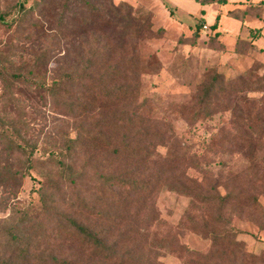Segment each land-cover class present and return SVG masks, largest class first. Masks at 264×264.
<instances>
[{
    "label": "rangeland",
    "instance_id": "1",
    "mask_svg": "<svg viewBox=\"0 0 264 264\" xmlns=\"http://www.w3.org/2000/svg\"><path fill=\"white\" fill-rule=\"evenodd\" d=\"M88 1L131 8L93 16L81 0H0V222L26 210L27 230L45 232V246L95 264L76 244L47 237L55 218L41 210L44 193L56 211L110 226L111 240L133 236L131 248L118 244L129 250L125 264H264V0ZM147 13L149 32L126 33V22L139 26ZM89 19L97 21L87 29ZM90 58L104 62L91 79L82 68ZM120 86L129 90L120 101H102ZM85 97L95 107L82 112ZM121 112L143 120L132 127L142 125L133 145L159 134L164 145L116 153L122 130L110 125L100 135L98 120ZM183 174L199 185L197 198L171 189ZM119 175L160 185L138 204L145 193L121 187ZM210 188L239 194L224 223L209 222L216 234L233 233L239 248L204 235L203 220L216 217L215 205L200 201Z\"/></svg>",
    "mask_w": 264,
    "mask_h": 264
},
{
    "label": "trees",
    "instance_id": "2",
    "mask_svg": "<svg viewBox=\"0 0 264 264\" xmlns=\"http://www.w3.org/2000/svg\"><path fill=\"white\" fill-rule=\"evenodd\" d=\"M82 4L86 6L88 13H91L93 16L99 15V12L103 11H110L114 14L120 16V13L122 11H127L129 8H131L128 4L125 2H122L120 4H113L112 1L109 3V9L108 4L99 3L97 5H94L90 3L88 0H81ZM198 3L205 5V4H225L227 3V0H195ZM204 11H201L203 13ZM128 13V12H127ZM150 14L147 13L145 16H139L137 17L140 21L139 26H133L128 21L123 26L124 30L128 34H136L137 36H141V33L144 31L149 32L151 29L150 24ZM129 20H136L134 17H131L129 14L128 16ZM219 20V16L217 15L215 17L214 23L211 24L212 28H216L217 21ZM97 20L89 19L86 21V28L90 29L91 27H94V23H96ZM201 29V26L197 25L195 34L197 35L198 31ZM252 38H258L259 36V29L258 28H252ZM92 57L94 55V52L91 53ZM103 60L96 59V58H90L87 60V62L82 65L83 71H88V75L90 79L93 77V71L95 68L101 67L103 64ZM92 68V69H91ZM114 69V68H111ZM113 73V72H111ZM116 73V72H115ZM114 74V73H113ZM69 78V76H67ZM63 79H60L56 82H54L50 89L54 92H58L59 90L56 88L57 86L61 85L63 82ZM103 86V85H101ZM129 90L126 88H117L116 90H113V88H110L106 91V94L102 101H107L108 99L112 98L113 102H118L122 99V94L124 93L127 95ZM210 88H207L204 91L203 97L201 98V103H207V100L209 99V95L211 93ZM85 100L81 103L80 110L82 112H87L91 107L90 106L93 103L90 99L87 97L84 98ZM96 107H100L97 106ZM204 114H208L209 110L204 108ZM114 118L108 119L103 118L102 120H98L99 123V131L97 132L100 135L104 136V133L101 132V129L107 128L110 125H113L117 130H122L121 135L119 136L120 142H117V148H115L116 153L130 151L134 152V149L141 150L144 152H147L150 148L155 149L158 145H164L163 138L160 135H154L150 136V140L145 145H137L132 144L134 141V138H138L139 130L142 128L140 125L139 128L135 129V124H138L136 121L139 119L137 114L132 112L129 116H127L126 113L121 112L119 114H114ZM137 117V118H136ZM134 118V119H133ZM136 118V119H135ZM136 120V121H135ZM141 120V121H140ZM138 122H143L142 119H139ZM141 124V123H139ZM138 124V125H139ZM95 129V126L92 127ZM135 129V130H134ZM147 136V134H146ZM118 137V136H116ZM105 143L107 140L105 138L103 139ZM78 142L77 137L75 138H69L68 144L65 146V152L66 153H73V150L75 149V146ZM135 146V147H132ZM22 151L25 150V146H19ZM64 152V153H65ZM68 154V155H69ZM65 155V154H64ZM30 157V154H29ZM31 158V157H30ZM32 159V158H31ZM63 167L66 169H70L69 164H65L64 162H61ZM64 168V169H65ZM119 184H122L121 187H130L133 189L136 193H140L143 191L145 194H141L140 197L137 199L139 202L138 204L144 203L145 199H148L152 196L153 190L160 185V181L158 178L150 179V180H140V179H132L125 176L119 175L116 177ZM169 184V183H168ZM169 185H172L171 189L174 191L180 192V193H186L188 195L194 196L197 198L199 191V185L196 184L195 180L193 178L186 176L183 174V177L181 181H177V183H171ZM206 194L200 193L201 200L206 205H215V219L213 220H203V231L205 232V236H210L211 240L214 243H218V245H223L226 247H236L239 248L241 245V242H239L237 239H235V235L233 233H223V234H216V232L212 231V228L209 226V222H213L214 224H221L224 223V215L223 210L224 209H232L231 203H237L240 198L237 197V195H233L232 193L226 192L225 194H221L218 191H213L212 188L210 190H207ZM102 195L98 196L99 201H104L107 199V196L105 192H101ZM115 196V195H114ZM40 201H41V210L43 214H49L51 213L54 218L55 222L50 227L49 230V236L48 238H52L54 241H57L58 243H64L65 241H69L71 243L76 244L80 249L83 251H86L90 258L96 259L95 264H125L126 261L124 260V256L129 254V250L127 252L120 253V250L118 249V244L120 242L129 241V245L133 244L134 241L133 236L124 237L123 233L121 232L118 237H116L115 240L110 239V233H111V227L107 226L105 227H99L98 225L91 224V223H85L81 220H78L75 216L69 214V213H62L59 211H56L55 208L50 204L48 201L46 195L44 193H41L40 195ZM82 209L86 208L87 210L93 209L95 212L97 211V208L83 202ZM21 214L15 218L12 221H1L0 222V264H86L83 263L81 260L77 258H65L63 256H59L58 254L54 253L53 250L49 249L44 244V235L45 232H29L27 230V225L29 223V217L28 212L26 210H22L20 212ZM263 217H264V211H263ZM211 218V216H210ZM108 219V217H107ZM188 220L194 225L195 220L191 217H188ZM261 227H264V222L260 225ZM196 227V226H194ZM196 229V228H193ZM197 230V229H196ZM203 234V232H202ZM46 236V235H45ZM132 245L130 246V248Z\"/></svg>",
    "mask_w": 264,
    "mask_h": 264
},
{
    "label": "crops",
    "instance_id": "3",
    "mask_svg": "<svg viewBox=\"0 0 264 264\" xmlns=\"http://www.w3.org/2000/svg\"><path fill=\"white\" fill-rule=\"evenodd\" d=\"M167 1H169V0H167ZM169 2H171V1H169ZM171 3L177 7V5H176V4H174L173 2H171Z\"/></svg>",
    "mask_w": 264,
    "mask_h": 264
},
{
    "label": "built area",
    "instance_id": "4",
    "mask_svg": "<svg viewBox=\"0 0 264 264\" xmlns=\"http://www.w3.org/2000/svg\"><path fill=\"white\" fill-rule=\"evenodd\" d=\"M204 27H206V26L204 25Z\"/></svg>",
    "mask_w": 264,
    "mask_h": 264
}]
</instances>
